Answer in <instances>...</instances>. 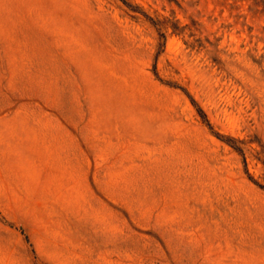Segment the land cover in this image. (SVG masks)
Masks as SVG:
<instances>
[{
  "label": "rangeland",
  "instance_id": "obj_1",
  "mask_svg": "<svg viewBox=\"0 0 264 264\" xmlns=\"http://www.w3.org/2000/svg\"><path fill=\"white\" fill-rule=\"evenodd\" d=\"M0 264H264V0H0Z\"/></svg>",
  "mask_w": 264,
  "mask_h": 264
}]
</instances>
